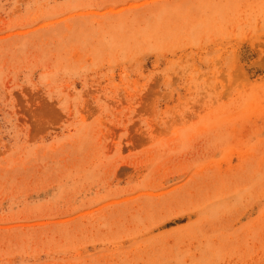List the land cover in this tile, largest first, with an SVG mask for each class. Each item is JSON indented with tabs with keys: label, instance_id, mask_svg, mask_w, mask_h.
Wrapping results in <instances>:
<instances>
[{
	"label": "rangeland",
	"instance_id": "1",
	"mask_svg": "<svg viewBox=\"0 0 264 264\" xmlns=\"http://www.w3.org/2000/svg\"><path fill=\"white\" fill-rule=\"evenodd\" d=\"M0 264H264V0H0Z\"/></svg>",
	"mask_w": 264,
	"mask_h": 264
}]
</instances>
